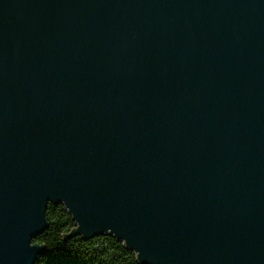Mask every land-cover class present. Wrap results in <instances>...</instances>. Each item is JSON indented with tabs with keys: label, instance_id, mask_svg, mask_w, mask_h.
Listing matches in <instances>:
<instances>
[{
	"label": "water",
	"instance_id": "1",
	"mask_svg": "<svg viewBox=\"0 0 264 264\" xmlns=\"http://www.w3.org/2000/svg\"><path fill=\"white\" fill-rule=\"evenodd\" d=\"M49 203L139 264H264V0H0V264Z\"/></svg>",
	"mask_w": 264,
	"mask_h": 264
},
{
	"label": "trees",
	"instance_id": "2",
	"mask_svg": "<svg viewBox=\"0 0 264 264\" xmlns=\"http://www.w3.org/2000/svg\"><path fill=\"white\" fill-rule=\"evenodd\" d=\"M45 218L47 229L32 241L45 246L35 264H139L133 251L109 235L65 238L75 223L61 204L49 203Z\"/></svg>",
	"mask_w": 264,
	"mask_h": 264
}]
</instances>
